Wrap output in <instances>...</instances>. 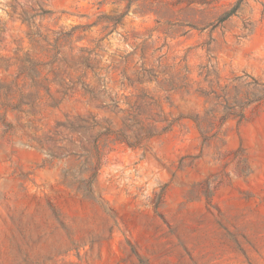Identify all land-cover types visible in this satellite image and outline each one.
Returning <instances> with one entry per match:
<instances>
[{
    "label": "rangeland",
    "instance_id": "obj_1",
    "mask_svg": "<svg viewBox=\"0 0 264 264\" xmlns=\"http://www.w3.org/2000/svg\"><path fill=\"white\" fill-rule=\"evenodd\" d=\"M0 264H264V0H0Z\"/></svg>",
    "mask_w": 264,
    "mask_h": 264
},
{
    "label": "bare ground",
    "instance_id": "obj_2",
    "mask_svg": "<svg viewBox=\"0 0 264 264\" xmlns=\"http://www.w3.org/2000/svg\"><path fill=\"white\" fill-rule=\"evenodd\" d=\"M82 1H83V0H81V2H82ZM86 1H87V0H86ZM76 3H77V2H76ZM134 6H135V5H134ZM134 6H133V7H134ZM131 11H132V10H131ZM128 21H129V19H128ZM175 36H177V35H175Z\"/></svg>",
    "mask_w": 264,
    "mask_h": 264
}]
</instances>
